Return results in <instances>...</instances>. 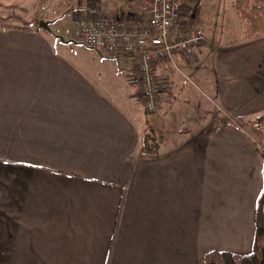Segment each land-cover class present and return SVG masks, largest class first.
I'll list each match as a JSON object with an SVG mask.
<instances>
[{
    "label": "crops",
    "instance_id": "crops-1",
    "mask_svg": "<svg viewBox=\"0 0 264 264\" xmlns=\"http://www.w3.org/2000/svg\"><path fill=\"white\" fill-rule=\"evenodd\" d=\"M93 2L105 16L140 11L133 0ZM50 41L0 27V264H202L214 251L252 253L259 207L264 215L256 142L190 102L167 61L157 70L166 104L151 119L122 62L59 54ZM263 43L215 57L217 98L237 117L264 113ZM197 50L176 57L179 70L204 59ZM151 128L164 136L154 157L143 150Z\"/></svg>",
    "mask_w": 264,
    "mask_h": 264
},
{
    "label": "rangeland",
    "instance_id": "rangeland-1",
    "mask_svg": "<svg viewBox=\"0 0 264 264\" xmlns=\"http://www.w3.org/2000/svg\"><path fill=\"white\" fill-rule=\"evenodd\" d=\"M235 1L236 0H183L182 13L184 20L189 23L191 16H193L192 19L197 24V31H200L199 34L205 37L204 44L196 51V53L202 52L204 59L194 62L192 68L183 71L179 70L180 67L178 68L176 65L175 69L177 71H175V73L179 76L175 75L179 78L177 81L180 80L178 82L179 90L185 88L190 91V102H197L196 105L200 103L204 105V107L207 106L208 118L219 119L228 126H233L236 129L246 132L238 125L237 119L242 118L224 109L216 93L215 57L220 54V50L223 48L236 47L237 49L241 44L247 43L244 37V24L240 21L233 6ZM87 4L89 6L88 9H86L85 6ZM94 6L95 2H93V0H0V27L23 28L24 24L22 20L30 21L34 17L39 19V23L40 17L51 19V22L54 23L50 27L51 33L63 38V41L55 40L50 32L40 29L39 24L28 26L30 30L27 31L40 32L47 36L51 40L50 42L53 50L59 54L66 53L73 57L77 56V54L84 53L94 55L95 53L93 51L77 43L73 37L78 20L87 15H100L94 10ZM107 7L106 4L103 5L106 11H108ZM14 8H26L27 13L22 14L21 12H16V14H14ZM259 41L264 42V36L254 42L257 44ZM63 42L70 44L66 46ZM263 49L264 43L262 50ZM101 58L111 63L116 61L109 57ZM197 71H199L200 74L198 77L195 76ZM249 83L246 86V93L253 91ZM228 86L233 88L236 86V83L232 85L230 82ZM135 89H138V85H135ZM246 98V102L243 106L249 110L254 106L258 98L254 97V92L250 93ZM185 106H188V104ZM160 111L156 114H159ZM139 113L140 119L145 125L144 113L141 109H139ZM156 114L150 115L149 118L154 119ZM249 117L250 116H248L247 119H249ZM246 133L249 134L248 132ZM251 139L253 138L251 137Z\"/></svg>",
    "mask_w": 264,
    "mask_h": 264
},
{
    "label": "built area",
    "instance_id": "built-area-1",
    "mask_svg": "<svg viewBox=\"0 0 264 264\" xmlns=\"http://www.w3.org/2000/svg\"><path fill=\"white\" fill-rule=\"evenodd\" d=\"M139 13L123 19L105 15H87L77 21L74 40L106 57H121L124 68L140 84V98L147 114L161 109L159 98L165 86L157 73L165 61L176 68L175 59L199 48L202 34L183 35V0H133Z\"/></svg>",
    "mask_w": 264,
    "mask_h": 264
},
{
    "label": "trees",
    "instance_id": "trees-1",
    "mask_svg": "<svg viewBox=\"0 0 264 264\" xmlns=\"http://www.w3.org/2000/svg\"><path fill=\"white\" fill-rule=\"evenodd\" d=\"M234 8L240 21L244 24L245 40L255 41L264 36V0H236ZM21 12L26 14L27 10L23 8H14V14ZM18 17V16H16ZM22 30H30L28 26L32 24H39V19L34 17L30 21L22 20ZM196 22L191 19L183 31V35L199 34L196 29ZM16 29L15 27H9ZM122 61L121 57L115 58ZM165 94V93H164ZM164 94L160 96L159 101L161 106L166 103L163 102ZM144 107V104H143ZM144 112L147 114L146 110ZM238 125L248 132L259 146V151L264 160V114L253 119H237ZM164 136L159 134L155 129H152L145 135L143 141V150L149 156H158L161 147H163ZM202 264H264V215L262 209L257 211V230L255 236V244L253 252L248 255H238L229 252L214 251L207 254L202 261Z\"/></svg>",
    "mask_w": 264,
    "mask_h": 264
},
{
    "label": "water",
    "instance_id": "water-1",
    "mask_svg": "<svg viewBox=\"0 0 264 264\" xmlns=\"http://www.w3.org/2000/svg\"><path fill=\"white\" fill-rule=\"evenodd\" d=\"M52 24H53V22L40 21V23H39V28L42 29V30H46V31L50 32V34H51L54 38H56V39H58V40H60V41H63V38H61V37H59V36H55L54 34L51 33V31H50V27H51ZM63 43H65V42H63Z\"/></svg>",
    "mask_w": 264,
    "mask_h": 264
},
{
    "label": "flooded vegetation",
    "instance_id": "flooded-vegetation-1",
    "mask_svg": "<svg viewBox=\"0 0 264 264\" xmlns=\"http://www.w3.org/2000/svg\"><path fill=\"white\" fill-rule=\"evenodd\" d=\"M193 18V16H191V19Z\"/></svg>",
    "mask_w": 264,
    "mask_h": 264
}]
</instances>
